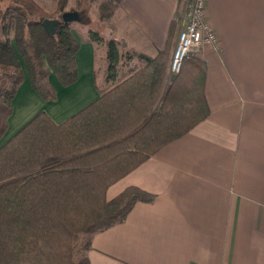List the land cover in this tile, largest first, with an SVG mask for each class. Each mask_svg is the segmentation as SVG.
<instances>
[{
    "label": "crops",
    "instance_id": "crops-1",
    "mask_svg": "<svg viewBox=\"0 0 264 264\" xmlns=\"http://www.w3.org/2000/svg\"><path fill=\"white\" fill-rule=\"evenodd\" d=\"M182 1L120 0L105 39L120 53L155 58L170 47L172 56ZM207 16L219 44L194 57L206 63L210 115L109 188V201L130 188L154 200L92 237L91 264H264V0H208ZM70 29L79 43L76 82L51 72L56 99L46 100L21 59L24 81L1 145L42 112L67 121L110 83L107 49L83 22Z\"/></svg>",
    "mask_w": 264,
    "mask_h": 264
},
{
    "label": "trees",
    "instance_id": "trees-1",
    "mask_svg": "<svg viewBox=\"0 0 264 264\" xmlns=\"http://www.w3.org/2000/svg\"><path fill=\"white\" fill-rule=\"evenodd\" d=\"M93 2L79 0L74 10L84 24ZM68 3L55 18L36 0L0 2V142L24 81L21 59L46 100L56 99L51 72L64 85L78 78L70 24L55 36L43 28L46 19L62 20ZM89 36L103 43L100 31ZM106 44L111 85L99 99L61 124L42 112L0 144V264H91L92 237L122 223L137 202L154 200L130 188L109 201V188L210 115L204 61L190 56L170 75V47L155 58L134 53L142 67L120 78L117 43Z\"/></svg>",
    "mask_w": 264,
    "mask_h": 264
},
{
    "label": "built area",
    "instance_id": "built-area-1",
    "mask_svg": "<svg viewBox=\"0 0 264 264\" xmlns=\"http://www.w3.org/2000/svg\"><path fill=\"white\" fill-rule=\"evenodd\" d=\"M179 21L181 30L169 65L170 73L181 72L190 56H199L207 46L218 47L219 40L207 16L208 0H183Z\"/></svg>",
    "mask_w": 264,
    "mask_h": 264
},
{
    "label": "rangeland",
    "instance_id": "rangeland-1",
    "mask_svg": "<svg viewBox=\"0 0 264 264\" xmlns=\"http://www.w3.org/2000/svg\"><path fill=\"white\" fill-rule=\"evenodd\" d=\"M61 1L62 0H37V2L44 8V10L48 13L54 14L56 16L55 18H58L60 16L57 11L60 7ZM68 1L69 3L66 8V11L78 9L79 0H68ZM7 6H8V1H6L2 5V7L4 8H6ZM117 6L118 5L116 4L115 0H95V2H93L92 5L88 8V10L84 13L86 20L85 25L94 30L96 28L101 32V35L103 37V43H101V47L104 50L107 49V59H108V48L106 44L107 40L105 38L108 39L109 32L112 30L111 27L115 25L113 20V15ZM14 35H15V30L12 29L10 32V38L13 39ZM12 43L14 44L13 41ZM169 55L171 61V57H172L171 52ZM170 61H169V65H170ZM141 63L142 62L139 61V59H137L135 56L130 57V53L126 52V50L123 48L122 52L120 53V62L117 67L119 72V77L124 78L130 72L142 67L143 64ZM106 69L107 71H105L104 74L107 76L110 69V63L108 64ZM169 74H170V68H169ZM110 85L111 83H109L107 87Z\"/></svg>",
    "mask_w": 264,
    "mask_h": 264
},
{
    "label": "water",
    "instance_id": "water-1",
    "mask_svg": "<svg viewBox=\"0 0 264 264\" xmlns=\"http://www.w3.org/2000/svg\"><path fill=\"white\" fill-rule=\"evenodd\" d=\"M4 1V0H0ZM84 21L83 17L79 14V12L71 10V11H66L62 15V20L60 19H46L43 22V28L44 30L51 36L56 35V29L57 27L62 23L66 24H72V23H82Z\"/></svg>",
    "mask_w": 264,
    "mask_h": 264
}]
</instances>
